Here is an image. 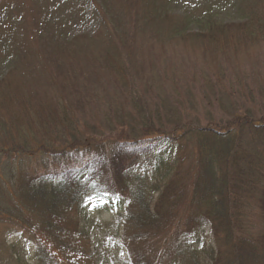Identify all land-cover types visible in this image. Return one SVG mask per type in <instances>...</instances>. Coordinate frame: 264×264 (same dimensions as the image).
<instances>
[{
    "label": "trees",
    "instance_id": "1",
    "mask_svg": "<svg viewBox=\"0 0 264 264\" xmlns=\"http://www.w3.org/2000/svg\"><path fill=\"white\" fill-rule=\"evenodd\" d=\"M216 10L184 15L170 38L227 45L234 33L248 51L262 48L264 6L236 22ZM134 35H112L92 56L122 91L99 98L97 114L63 81L75 54L64 63L59 51H42L50 78L23 93L0 83V264H264V90L256 107L238 102L227 118L209 111L167 124L132 113L144 104L126 82ZM224 86L232 101L237 91ZM152 157L149 174L125 163Z\"/></svg>",
    "mask_w": 264,
    "mask_h": 264
},
{
    "label": "rangeland",
    "instance_id": "2",
    "mask_svg": "<svg viewBox=\"0 0 264 264\" xmlns=\"http://www.w3.org/2000/svg\"><path fill=\"white\" fill-rule=\"evenodd\" d=\"M92 2L99 4L101 12L97 15L93 13ZM214 6L220 21L236 22L242 19L240 12L263 7L264 0H0V83L7 80L13 89L23 93L36 84V79L45 82V78H50V64L46 63L42 51H59L57 57L64 63H70L68 56L75 54L73 66H63L64 73L68 74L63 81L69 89H80L74 94L82 93L80 99L89 105L88 111L97 114L95 102L99 98L114 89L122 91L115 85L117 79L106 68L101 72L100 67L104 65L92 56L98 58L107 49L110 36L122 34L125 40L135 31L137 53L126 82L134 83V91L144 104H134L132 113L148 112L155 121L167 124L185 116H204L209 111L227 118L238 102L256 107L253 98H262L256 94L261 95L264 90V43L261 49L248 51L238 44L234 33L227 36V45L223 43L225 38L211 44L169 36L172 25L182 23L184 15L191 14L192 20L198 19ZM195 24L191 30L198 29ZM201 75L207 80L200 82ZM227 82L234 86L230 89L237 91L232 101L224 94ZM185 83H191L196 89L190 91ZM249 86L255 87L254 96ZM3 90L0 86V94ZM44 91L46 87L41 93ZM93 93L98 96L92 97ZM141 107H145L144 111ZM162 153L159 151L156 155ZM171 158L173 155L168 157ZM125 163L149 174L154 158ZM97 218L110 222L107 213ZM204 231L211 237L209 226ZM118 246L115 259L123 251ZM29 260L35 264L33 259Z\"/></svg>",
    "mask_w": 264,
    "mask_h": 264
}]
</instances>
